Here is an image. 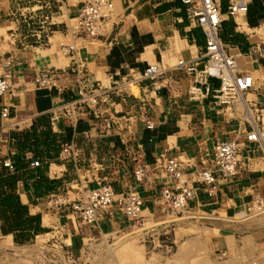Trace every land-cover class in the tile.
<instances>
[{
  "label": "crops",
  "instance_id": "1",
  "mask_svg": "<svg viewBox=\"0 0 264 264\" xmlns=\"http://www.w3.org/2000/svg\"><path fill=\"white\" fill-rule=\"evenodd\" d=\"M112 2L100 35L85 38L69 28L77 0H0V78L10 80V89L0 95V185L15 195L14 207L0 204V252L15 246L47 251L56 244L40 240L50 235L62 240L56 247L71 262L99 264L97 258H83L87 244L97 251L105 235L122 233L154 236L155 256L161 257L137 264H189L195 255L192 223L204 221L212 224L207 228L213 252L197 264L264 260V216L236 219L256 197H264V150L246 137L264 119V0H216L220 38L253 77V87L231 104L214 97L219 78L197 81L185 67H177L183 59L201 69L206 59L201 58L205 32L182 0ZM238 2L247 10L233 15L229 6ZM31 14L48 16L52 31L42 40L34 34L35 25L27 23ZM151 64L161 68L160 78L124 84L120 94L111 93L100 116L86 105L74 114L64 112L62 105L78 96L80 85L99 81L109 87ZM48 70L58 72L54 83L39 85L37 76ZM234 138L245 141L238 173L219 177L214 189L194 181V173L185 175L195 191L182 215L160 198L162 185H175L162 168L142 182L133 177L136 155L152 166L162 156H174L186 168L199 170L211 164L217 141ZM65 144L77 149L78 160L62 152ZM5 158L13 168L3 165ZM33 159L41 164L33 166ZM9 176L14 183L8 188L3 180ZM80 181L90 187L109 183L117 192L135 188L143 198L142 219L130 222L112 206L100 209L96 223L87 224L70 206L50 207L53 192L67 190L70 199L79 198ZM3 197L0 193V202ZM20 209L24 223L16 226ZM199 228L197 233L205 235V226ZM165 236L175 247L162 244Z\"/></svg>",
  "mask_w": 264,
  "mask_h": 264
},
{
  "label": "built area",
  "instance_id": "2",
  "mask_svg": "<svg viewBox=\"0 0 264 264\" xmlns=\"http://www.w3.org/2000/svg\"><path fill=\"white\" fill-rule=\"evenodd\" d=\"M78 8L70 22V31L75 36L85 38H96L100 35L102 26L110 19L114 4L112 0H77ZM187 6L188 15L205 32L206 48L201 55L205 57L203 68L199 69L196 63L188 64L179 59L177 67H185L193 73L197 81H204L207 77L220 79V87L216 90L214 97L221 104H231L235 100H241L243 94L253 87V77L242 71L239 57L229 50V45L224 43L219 35L221 25V11L216 0H182ZM247 10L243 2L233 3L229 6V12L236 14ZM27 23L35 25L34 34L37 39L42 40L44 33L52 30L48 23L47 15L31 14L27 16ZM74 49L73 46L69 50ZM162 70L158 64H151L143 73L132 72L122 82H115L111 86H105L99 81H94L88 86L80 85L78 96L65 102L62 107L66 114H74L76 110L88 106L97 115H101L102 106L112 100L111 93L120 94L121 86L130 83H139L145 79L157 80ZM58 72L48 70L41 72L36 81L39 85H51L54 83ZM10 89L8 76L0 78V95ZM9 109L2 108V116L7 117ZM110 127V123H107ZM247 140L257 143L264 150V119L260 124L254 125L247 132ZM245 144L241 139H227L217 141L211 164L199 170L185 167L183 160L174 156H162L152 166L139 155L134 157L133 177L137 182H142L149 177L156 168H162L165 174L175 185H162L160 189L161 200L176 212L183 213L188 210L189 200L193 198L195 188L184 181V176L194 173V181L204 183L211 189L216 188L219 177L230 178L238 173L240 154ZM62 152L74 160H78L80 154L72 144H65ZM31 164L39 166L41 162L33 159ZM3 165L13 168L10 159L5 158ZM80 188V197L70 199L67 190L53 192L48 197V204L55 210L70 206L80 219L87 224L97 221L98 211L116 206L126 218L133 223L142 219L143 198L135 188L128 187L119 192L115 191L109 183H100L97 187H90L84 183L77 182ZM264 209V197H256L248 207V211H262Z\"/></svg>",
  "mask_w": 264,
  "mask_h": 264
},
{
  "label": "rangeland",
  "instance_id": "3",
  "mask_svg": "<svg viewBox=\"0 0 264 264\" xmlns=\"http://www.w3.org/2000/svg\"><path fill=\"white\" fill-rule=\"evenodd\" d=\"M188 216L191 215V213ZM178 215H182L179 213ZM264 216V209L262 211L253 210L252 212L243 213L240 216H237L236 219L245 220L248 218H260ZM184 217H187L186 213ZM242 217V218H241ZM177 216L175 215V219ZM195 220V219H194ZM205 226V235L198 234L199 227ZM212 224H200L199 222H193L190 231L192 232L193 242L195 245L193 247L194 257L191 259L189 264H197L199 260H205L208 258L210 252L212 253V245L209 241L211 239V234L207 227ZM198 227V229H197ZM196 228V229H195ZM140 230V229H138ZM197 233V234H196ZM264 233V229H263ZM169 237V235L167 236ZM204 237V238H203ZM162 239V237H161ZM164 242L162 244L167 246H174L175 243L169 239L164 237ZM203 239V240H202ZM199 240V242L197 241ZM41 242L47 244H62V240L56 238L55 236L45 237L40 240ZM98 249L94 251L93 245L90 243L87 244V248L84 252V257L86 259L89 258H97L99 264L106 263H119V264H137V261H146L148 262L150 259L159 258L161 256H155V251L159 250L154 249V236H131L127 234H118V235H105L98 242ZM52 246L51 249L45 250H31L24 246H15L12 247V250L1 251L0 252V264H75V262H71L69 258V254L63 250H60L59 246ZM159 247V245H158ZM54 248V249H53ZM171 250V248H170ZM223 254V253H222ZM79 263V262H78ZM251 264H264V260L260 261L255 259Z\"/></svg>",
  "mask_w": 264,
  "mask_h": 264
},
{
  "label": "trees",
  "instance_id": "4",
  "mask_svg": "<svg viewBox=\"0 0 264 264\" xmlns=\"http://www.w3.org/2000/svg\"><path fill=\"white\" fill-rule=\"evenodd\" d=\"M4 182H6L7 184H8V188L9 187H11L12 185H13V183H14V177L13 176H9L8 178H6L5 180H3ZM2 181V182H3ZM3 182V183H4ZM2 186L0 185V193L2 194V195H4V197L1 199V202H0V204L1 205H3V206H7L8 208H12V207H14V202H15V195L12 193V192H10V193H6V192H4L3 190H2V188H1ZM23 210V209H22ZM21 209H20V211H17L16 213H17V219H16V226H20L21 224H23L24 222L21 220L22 219V217H23V214H22V211ZM28 224H29V220H28Z\"/></svg>",
  "mask_w": 264,
  "mask_h": 264
},
{
  "label": "bare ground",
  "instance_id": "5",
  "mask_svg": "<svg viewBox=\"0 0 264 264\" xmlns=\"http://www.w3.org/2000/svg\"><path fill=\"white\" fill-rule=\"evenodd\" d=\"M234 217H235V216H234ZM241 218H242V217H241ZM261 218H262V217H261ZM260 222H261V221H260ZM260 222H259V223H260ZM263 222H264V221H263ZM231 245H233V244H231ZM231 248H232V246H231Z\"/></svg>",
  "mask_w": 264,
  "mask_h": 264
}]
</instances>
